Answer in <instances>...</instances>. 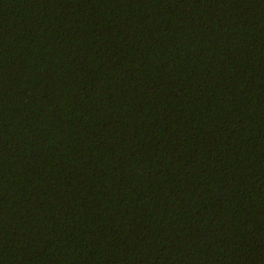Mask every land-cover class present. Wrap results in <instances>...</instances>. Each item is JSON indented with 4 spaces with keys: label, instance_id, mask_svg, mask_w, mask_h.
<instances>
[{
    "label": "trees",
    "instance_id": "1",
    "mask_svg": "<svg viewBox=\"0 0 264 264\" xmlns=\"http://www.w3.org/2000/svg\"><path fill=\"white\" fill-rule=\"evenodd\" d=\"M0 264H264V0H0Z\"/></svg>",
    "mask_w": 264,
    "mask_h": 264
}]
</instances>
